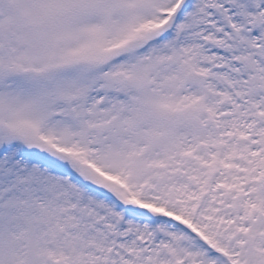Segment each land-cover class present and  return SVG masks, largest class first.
<instances>
[{"label": "snow or ice", "instance_id": "snow-or-ice-1", "mask_svg": "<svg viewBox=\"0 0 264 264\" xmlns=\"http://www.w3.org/2000/svg\"><path fill=\"white\" fill-rule=\"evenodd\" d=\"M0 264H264V0H0Z\"/></svg>", "mask_w": 264, "mask_h": 264}]
</instances>
